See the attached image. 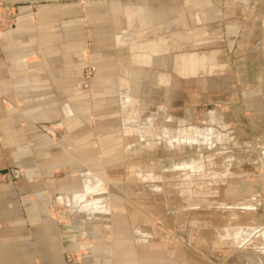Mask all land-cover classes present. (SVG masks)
<instances>
[{
  "label": "rangeland",
  "instance_id": "374dc122",
  "mask_svg": "<svg viewBox=\"0 0 264 264\" xmlns=\"http://www.w3.org/2000/svg\"><path fill=\"white\" fill-rule=\"evenodd\" d=\"M84 1L95 3L91 10L106 9L112 1L135 3ZM224 1L144 2L152 14L163 8V17L159 25L148 23L137 30V56H150V63L138 58L132 68L124 64L127 69L115 62L128 59V45L113 48L108 41L100 47L96 41L98 30L113 29L111 21H103L97 10L90 13L91 22L85 16L90 27L81 83L85 103L74 132L81 123L88 124L83 133L91 142L84 150L90 156L85 160V180L102 190L87 194L86 201L94 209L95 199L105 200L108 212H97L95 221L106 217L110 224L108 229L99 224L97 230L113 232L118 248L131 249L124 259L134 264H264V112L252 95L261 82L211 79L216 70L219 78L226 76L225 17L211 8ZM18 6L0 0V35L15 27ZM142 16L138 14V22ZM181 59L187 60L181 61L184 73L177 72ZM157 73L174 80L158 83L152 79ZM121 77L127 78L125 92ZM56 135L64 136V130L58 129ZM74 148L77 153L81 143L75 142ZM8 159H0V169H9L0 174V188L18 187L24 177L23 162ZM67 166L70 171L83 167L78 160ZM26 167L47 174L55 171L54 178L63 173L60 164L46 166L32 160ZM51 198L48 215L59 225L71 226L72 220L65 218L68 208L61 204L66 195ZM82 252H66L65 261L79 263Z\"/></svg>",
  "mask_w": 264,
  "mask_h": 264
},
{
  "label": "crops",
  "instance_id": "0c3cea01",
  "mask_svg": "<svg viewBox=\"0 0 264 264\" xmlns=\"http://www.w3.org/2000/svg\"><path fill=\"white\" fill-rule=\"evenodd\" d=\"M7 1L17 3L19 8L15 27L0 35V159L6 157L9 161L12 157L23 162L24 177L18 187L6 184L0 188V264H67L65 253L75 249L83 251L76 264H134L124 259L131 254L128 255L131 249L118 248L113 232L97 230L104 224L108 229L110 221L106 217L95 221L97 212L106 214L108 208L104 199H95L94 209L86 201L87 194L102 190L98 184L91 185L85 180V160L90 156L84 150L91 142L83 133L88 124L81 123L76 132L74 127L79 125L77 114L85 103L81 83L90 13L97 10L103 21L108 19L112 24L113 29L98 30L96 41L100 47H105L108 41L113 48L128 45V59L124 62L118 58L115 62L121 69H127L123 65L132 68L138 58L150 63V56H137V30L148 23L159 25L164 9L152 14L151 9L143 7L147 0H141L139 5L137 0L129 5L112 1L106 9L95 7L92 10L89 6L95 3L84 0L80 4L70 0ZM211 8L216 14L224 13L220 16L225 17L228 60L224 69L226 76L219 78L220 72L211 68L210 72L216 73L211 79L261 82L252 95L257 97V106L264 112V0H225ZM199 11H202L201 5ZM138 14L143 15L140 22ZM101 56L98 52L96 61L100 62ZM181 61L187 62L183 59L176 62L178 73L186 72L185 62ZM196 70L194 67V73ZM126 79H119L124 92ZM152 79L158 83L174 80L165 73H157ZM128 89L131 91L130 87ZM58 129L64 130V136L57 138ZM179 132L181 137H187L184 131ZM78 133L79 140L75 139ZM78 141L82 148L75 153L74 145ZM32 160L46 166L60 164L63 173L54 178L55 171L47 174L41 171L43 169L29 167L26 170ZM74 160L81 161L83 167L70 171L67 165L74 166ZM94 161L100 169L98 159ZM1 168L0 172H9L8 168ZM43 173L47 176L45 182L40 179ZM57 194L66 195L61 204L68 208L65 218L72 220L71 226L59 225L48 215V199ZM79 201H84V205L77 206ZM98 209L101 211H96ZM79 225L82 229L74 227ZM134 232L137 235L136 229ZM129 239L130 245H134L131 236Z\"/></svg>",
  "mask_w": 264,
  "mask_h": 264
},
{
  "label": "water",
  "instance_id": "95a60500",
  "mask_svg": "<svg viewBox=\"0 0 264 264\" xmlns=\"http://www.w3.org/2000/svg\"><path fill=\"white\" fill-rule=\"evenodd\" d=\"M6 173V172H5ZM5 173H3V172H0V174H5Z\"/></svg>",
  "mask_w": 264,
  "mask_h": 264
}]
</instances>
